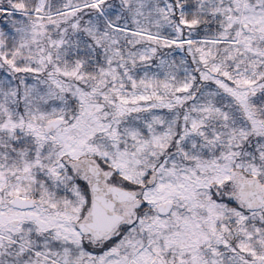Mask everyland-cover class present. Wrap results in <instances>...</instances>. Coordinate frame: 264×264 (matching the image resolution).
Instances as JSON below:
<instances>
[{
	"label": "rangeland",
	"instance_id": "374dc122",
	"mask_svg": "<svg viewBox=\"0 0 264 264\" xmlns=\"http://www.w3.org/2000/svg\"><path fill=\"white\" fill-rule=\"evenodd\" d=\"M38 1L32 12L25 13L33 17L18 21L19 46L15 54L11 53L13 58L9 61V64L15 60L24 62L25 71L20 72L25 73H14L11 77L7 68L3 71L0 67V264H79L81 242L76 224L89 210L93 181L87 171L89 163L99 170V184L137 191L147 206L144 212L133 210V204L123 211L134 225L127 231L119 226L105 237L98 246L100 264L128 261L129 264H264V225H250L254 219L263 223L264 204L260 210L235 215L244 225L235 239H225L222 235L225 229L218 221H223L226 212L207 193V182L211 179L216 182L214 185L223 188L226 199L240 205L236 197L238 182L253 179L264 198V137L261 134L264 128L250 105L253 100L246 98L247 86L252 84V90L256 91L261 86L257 81L264 79V0L247 4L244 11V0L240 1L232 42L237 39L234 44L243 42L245 46L219 49L205 41L217 39H176L181 34L180 24L193 25L178 16V11L187 10L186 7L181 9L182 0H119L117 16L123 9L134 26L154 33H146L152 37L169 29L174 37L165 40L178 48L167 47L169 44L163 41L143 46L137 54L142 72L135 84L132 78L131 86L120 85L115 73L104 74L97 82L105 87L109 84L118 103L124 107L137 110L154 98L170 108L172 105L167 101L172 99L182 103L186 116L179 117L180 109L167 110L164 118L155 115L156 119L162 118L157 130L146 128L142 132L133 123L119 133L117 128L111 130V125L103 122L107 114L102 105H97L91 117L85 116L80 123L64 122L48 134L43 131L44 125L50 119L63 118L64 110L55 88L59 85L58 79L51 76L46 80L39 72L50 67L53 74L79 78L81 74L74 61H66L57 49L49 50L48 42L42 43L43 22L36 17L42 16L39 13L42 4L37 9ZM99 1L90 0L95 7ZM190 1L191 10L199 15L207 10L204 8L208 3L217 0ZM65 7L62 20L70 17L74 9L69 5ZM243 26L247 28L244 34ZM189 40L199 41L188 45L184 52L182 46L189 44L184 43ZM60 60L62 65L58 64ZM150 60L155 64L151 65ZM133 62L124 67L132 76ZM193 66L201 78L210 81L193 86ZM31 72L34 75L26 74ZM217 84L227 97V100L219 97L222 103L214 102L217 94L211 87ZM192 86L194 89L188 90ZM231 96L238 99L242 110L235 107ZM94 127L103 133L91 141L95 136ZM17 128L29 135L35 149L33 156L28 149H7ZM250 132L254 134L256 153L263 156L262 164L248 160L246 154L245 159L241 156L240 160H233L238 145L247 140ZM147 146L153 149L150 152L163 153L164 157L156 176L142 183L138 178L147 169L139 165L146 162ZM242 146L245 148V144ZM89 150L106 158L108 165L98 158L86 159ZM206 150L214 158H202ZM47 166L60 169L63 176L57 173L56 186H61V193L56 192L54 186L48 189L35 182L33 174ZM230 171L234 172L233 178L229 177ZM202 175H208V180H203ZM15 195L34 199V208L12 209L8 201ZM165 200H172L173 208L168 216L158 217L155 206ZM12 219H17L18 224H12ZM113 242H116L114 246ZM137 243H140L138 247ZM222 243L225 248L220 247ZM140 251L147 255L138 254ZM163 252L170 253L169 259L161 258Z\"/></svg>",
	"mask_w": 264,
	"mask_h": 264
},
{
	"label": "trees",
	"instance_id": "16d2710c",
	"mask_svg": "<svg viewBox=\"0 0 264 264\" xmlns=\"http://www.w3.org/2000/svg\"><path fill=\"white\" fill-rule=\"evenodd\" d=\"M36 1L37 0H0V9H4L0 10V67L3 71L7 68V70L10 71L9 75L11 77H13L12 74L14 73L16 75L25 73L20 72L25 71L24 62H17V60H15L12 64H9V61L13 58L11 53L15 54L19 46L18 21L20 19L25 21L33 17L32 14L25 13L32 12ZM118 1L119 0H100L97 7H95L90 0H72L70 2H67L66 0H45L42 9L39 12L42 16H36L40 17L43 22L44 34L42 43L46 44L48 42L49 50H54V48L57 49L61 55H64L66 61H74L78 66V72L81 74V78L76 75L64 76L60 73L53 74L49 70L50 67L39 72V76L46 80H50L51 76H56L58 79L59 85H56V83H52V85H56V91L59 92V102L64 110L62 116L65 121H63V123H74L76 121L77 123H80L85 116L87 118L92 116V112L96 110L97 105H102L104 108L103 110L107 114L105 121L103 122L109 123L108 125H111V130L112 127L114 129L117 128L119 133H121L123 130L127 129L128 125H132L133 123H135V125L137 124L142 132L147 130L146 128L157 130L160 127L162 123L161 120L164 118V113H166L167 110L179 111L178 109H180L179 117L184 118L186 116L187 110L183 107L182 103H176L171 99L167 102L172 105V107L168 108L166 105L167 103H164V101L157 102L153 98L148 100L144 106L139 107L137 110H133L122 106V104L120 105V103H118V98L111 90L109 84L105 87V84L104 86L101 85L96 79L102 78L101 76L104 74L109 75L110 73H115V76H118L117 82L120 85L123 86V84H125V86H131V80L133 77V83L135 84L138 76H140L142 72V67L138 66V51L145 45H152V41H163V43L169 44L167 47H177L171 44L173 42L165 40V38L172 39L174 34L169 29H163L155 37L148 35L149 33H154L144 31L143 29L134 26L131 19L125 16L123 9L119 10L118 13L121 14L117 16L116 8H119ZM240 1L241 0L212 1V3H206L208 6H205V8L203 7L204 9H207L205 12L197 15V13L191 10L193 5L192 1L182 0L181 9L186 7L187 10L184 12H182V10L178 11V16L179 18H183V21L192 22L193 25L184 26L179 22L181 28L178 31H181V34L177 35L176 39L198 37L217 39V41H205L212 43V45H215L218 49L224 46H245L243 42L234 44L238 42L237 39L235 42H232L234 41V34L237 28L236 19L239 14ZM257 2L258 0H244L242 11H244L247 4H258ZM68 5L70 8L74 7V9L71 10L73 12L72 14H69L70 17L62 20L61 18L64 17V10L66 9L65 6ZM173 16H175L177 21V15L174 13ZM123 27L128 30L125 31ZM176 30L177 29H175V31ZM140 31L145 32V34ZM242 34H244L243 29ZM50 41H54L53 44H50ZM195 41L199 40H189L184 42L189 44H183V51L185 52L187 46L193 45ZM187 58L191 59V56L187 54ZM131 60L134 61V67L132 68L134 71L133 76L131 73L128 74V68H124L127 65H131ZM58 64L62 65V60H60ZM150 64L153 65L155 62L150 60ZM26 74L34 75L32 72ZM192 74L193 86L198 85V83L206 84L210 81V79L201 78L197 68L194 66L192 67ZM257 82H259L261 86H259L256 91L252 90V84L247 86L246 98L253 100V103L250 105L254 108L256 118H258L261 127L264 128V86L262 87V85H264V79L258 80ZM193 86L188 90H193ZM211 89H214L213 91L217 94L215 97L216 101L214 102L220 101L219 97H221L222 100H227V97L225 96L226 94L221 88V85H214V88L211 87ZM221 95H223V97ZM231 98L235 101V107L242 110L239 106L238 99L234 96H231ZM225 105H227V103H225ZM157 114L161 115L162 118H154ZM237 116L240 117V114H237ZM23 130L24 129L21 130L20 128L15 130L13 138L8 141L7 149L10 150L11 148H14L15 151L28 149L30 155L33 156V151L35 150L34 146L29 135L27 133L26 135ZM92 132L95 133V136L93 138L91 137V141H94L97 136L103 133L100 128L98 129L95 127ZM261 134L262 137H264V132ZM253 136L254 134L250 132L249 136H247V140L243 141L242 144H245V148H243L242 144H237L239 146L236 149L238 153L236 152L233 156L235 162L240 160L241 156L242 159H245L244 156L246 154L248 160L258 161L262 164L263 156L259 157V154L256 153V145L253 143ZM147 147L149 148H146L145 151L146 162H141L139 165L141 167H146L147 169L144 174L138 178L142 183L148 182L156 176V169L160 166L161 159L164 157L163 153L156 155L153 151L150 152V149L153 150L150 146ZM170 149L172 150L173 148ZM222 149H225L224 146H222ZM39 151L44 154L43 150ZM85 158L88 160L98 158L108 165L106 158H102L98 153L93 152V150H89ZM202 158L209 159L214 157L213 154H210V152L206 150L203 152ZM58 169L59 168L47 166L45 169L39 171L36 170L33 174L35 182L42 184L48 189H51V187L54 186L56 187V192L61 193V186H56V182L58 175H63L60 169ZM65 170L67 172L66 175L68 176L69 173L66 167ZM115 171L118 172L117 170ZM210 172L212 173V171ZM51 174H53V176H51ZM202 179L207 181L208 175H202ZM68 180H70L69 176ZM215 183L216 182H213L211 179L208 180L207 193L213 202L223 206V211L226 212V215L224 216L223 221L220 220L218 222L221 224V228L225 229V233H222L224 238L226 239V237H228L233 240V238L235 239V237L240 234L241 225H244V222L241 224L235 215L238 213L244 215L250 213V211L242 204L238 205L235 202L226 199L223 188L214 185ZM134 188L138 189L136 186ZM63 194L66 195L67 192ZM250 225L261 227L264 225V221L263 223L260 222V220L259 222H256L254 219ZM226 233H228V235H226ZM220 247L225 248L223 243ZM163 256L168 258V253L163 252L161 254V258L165 259Z\"/></svg>",
	"mask_w": 264,
	"mask_h": 264
},
{
	"label": "water",
	"instance_id": "95a60500",
	"mask_svg": "<svg viewBox=\"0 0 264 264\" xmlns=\"http://www.w3.org/2000/svg\"><path fill=\"white\" fill-rule=\"evenodd\" d=\"M246 30V26H243ZM63 118L56 117L46 122L43 127L44 133H51L61 126ZM88 173L93 177L90 186L91 205L89 209L90 220L79 222L77 229L81 234H88L94 238H101L107 235L124 217L114 211L115 203L131 202L136 198V194L119 186L111 185L103 189L98 183L99 170L96 165H87ZM234 172L230 171L229 177L233 178ZM238 200L245 205L248 210L255 211L262 208L264 203L263 195L259 192L253 179H246L238 182L236 190ZM107 196H110L108 198ZM9 206L17 210H30L34 207L32 198L13 196ZM171 201H165L156 206L158 214H165L169 211ZM12 224H18L17 219L11 220ZM260 262V258L258 259Z\"/></svg>",
	"mask_w": 264,
	"mask_h": 264
},
{
	"label": "flooded vegetation",
	"instance_id": "af4514ba",
	"mask_svg": "<svg viewBox=\"0 0 264 264\" xmlns=\"http://www.w3.org/2000/svg\"><path fill=\"white\" fill-rule=\"evenodd\" d=\"M100 186H102L103 188L107 187L108 185H104V184H100ZM135 192V191H134ZM137 194V197L134 201L130 202V203H116L114 205V209L115 211L117 210L119 212V210H121L122 215L124 216L123 220L113 229L116 230L119 226H122V231H127L129 229L132 228V226L134 225V222H132L130 220L129 217H127V215L124 214V210L129 209V207L131 206L133 208V210H140V211H144L147 208L145 207L146 205L142 202V197H141V193L139 194L137 191L135 192ZM138 194L140 196H138ZM108 198H110V196H107ZM166 201V200H165ZM172 202V205L170 207V211L173 208V201L170 200ZM90 205H91V198H90V204H89V209H90ZM145 205V206H144ZM130 207V208H131ZM170 211L164 215H158V217H166L169 215ZM89 212V210H88ZM87 212V216L81 220L82 222H86L90 220V216L89 213ZM120 213V212H119ZM128 218V219H127ZM130 220V221H129ZM81 221H78L77 224ZM134 221V220H133ZM77 224H76V230L79 234V238H80V251H81V255H80V259H79V264H100V248L98 246H100V243L105 239V237H101V238H94L88 234H81L79 233L78 229H77ZM139 227V226H138ZM112 230V231H113ZM111 233V232H110ZM117 234V233H116ZM117 238V236L115 237ZM116 242H113L112 245L114 246ZM138 245H140V243L136 244V247H138ZM170 257V253L168 254V258ZM167 258V259H168ZM68 260L70 261L71 258L69 257ZM70 264V263H68ZM129 264V261L126 263Z\"/></svg>",
	"mask_w": 264,
	"mask_h": 264
},
{
	"label": "bare ground",
	"instance_id": "6f19581e",
	"mask_svg": "<svg viewBox=\"0 0 264 264\" xmlns=\"http://www.w3.org/2000/svg\"><path fill=\"white\" fill-rule=\"evenodd\" d=\"M42 1H43V0H39V1H38V5H37V8H38V9L41 7ZM141 253H144V252H143V251H140L138 254H141ZM144 255L146 256L147 254L144 253Z\"/></svg>",
	"mask_w": 264,
	"mask_h": 264
}]
</instances>
